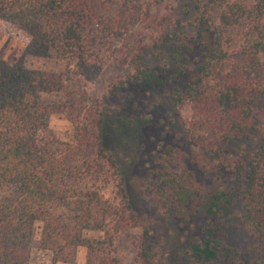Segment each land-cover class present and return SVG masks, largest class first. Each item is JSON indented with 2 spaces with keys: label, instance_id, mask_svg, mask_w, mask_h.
Instances as JSON below:
<instances>
[{
  "label": "trees",
  "instance_id": "16d2710c",
  "mask_svg": "<svg viewBox=\"0 0 264 264\" xmlns=\"http://www.w3.org/2000/svg\"><path fill=\"white\" fill-rule=\"evenodd\" d=\"M104 1H111L110 14L100 8ZM251 1L183 0L166 32L139 49L132 73L111 88L148 89L156 100L150 111L166 102L192 112L178 141L157 145L141 186L151 209L188 231L161 257L154 232L142 226L141 264H264V0ZM152 6L0 0V21L29 37L24 58L69 60L94 79L107 59L101 49L154 21ZM24 58L15 64L0 58V264H30L37 230V248L50 252L53 264H76L80 248L86 264H117L113 222L135 213L104 137L108 122L122 132L128 115L107 92L94 106V156H62L50 136L60 106L50 98L63 90L65 75L28 68ZM231 60L236 74L221 79ZM139 119L152 121L153 114ZM70 150L82 152V142ZM109 187L112 198L103 192Z\"/></svg>",
  "mask_w": 264,
  "mask_h": 264
},
{
  "label": "rangeland",
  "instance_id": "374dc122",
  "mask_svg": "<svg viewBox=\"0 0 264 264\" xmlns=\"http://www.w3.org/2000/svg\"><path fill=\"white\" fill-rule=\"evenodd\" d=\"M150 2L153 5L155 20L136 24L124 39L108 41L100 52L107 58L105 66L100 75L94 79H88L82 67L76 64L69 66V60L24 58L29 37L18 27L0 21L1 59L9 64H15L24 58L28 68L65 75L63 90L50 98L60 106V110L51 118L50 136L61 144L59 147L62 156L70 157L75 161L94 156L98 137V129L94 124L96 118L94 106L107 92H112V102L122 106L128 115L125 120L127 126H124L122 132L108 122L104 137L106 146L114 151L124 171L127 194L135 213L133 217L126 214V220L120 222L118 226L116 221L113 222L116 238L113 255L117 264H141L136 253L139 249L142 226H147L154 232V240L160 247L161 257L188 231L187 227L180 226V222L170 223L156 209H151L141 196V186L145 177V165L152 159L157 145L163 140L166 143L178 141L179 136L183 135L184 122L189 121L192 115L191 110L186 107L178 112L165 102L158 110L150 111L156 100L148 89L131 85L127 86L126 90H122V93L111 89L113 85L132 73L130 63L139 49L154 35L166 32L170 23L183 9V0H150ZM244 2L250 5L252 1L244 0ZM103 3L100 4L101 10L110 14L114 9L111 1ZM234 45L236 46V40ZM108 48L111 50H107ZM237 69L236 62L233 60L227 62L220 69V78L226 79L236 74ZM144 114H153V120L141 121L139 116ZM85 126L89 129L88 133L83 129ZM166 128H171V134L168 133L165 139H162ZM79 142L83 144L82 152L72 153L71 145L75 148ZM63 144H68L70 151ZM103 192L107 197L114 196L112 187L103 189ZM38 232L40 231L37 230L35 236L30 264H53L52 254L37 248ZM90 235L101 236L99 233H90ZM86 260L87 250L80 248L76 264H86Z\"/></svg>",
  "mask_w": 264,
  "mask_h": 264
}]
</instances>
